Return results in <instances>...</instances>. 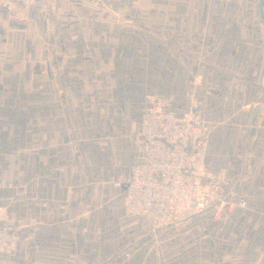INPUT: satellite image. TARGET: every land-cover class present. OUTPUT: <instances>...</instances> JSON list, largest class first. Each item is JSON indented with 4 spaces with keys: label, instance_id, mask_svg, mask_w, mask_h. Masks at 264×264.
<instances>
[{
    "label": "crops",
    "instance_id": "crops-1",
    "mask_svg": "<svg viewBox=\"0 0 264 264\" xmlns=\"http://www.w3.org/2000/svg\"><path fill=\"white\" fill-rule=\"evenodd\" d=\"M119 1L127 4V15L130 11L133 18L141 17V22L152 26V30L147 28L143 32L140 30L142 28L114 25L106 33L122 35L137 30L157 35L158 82L168 80L172 84L178 83L181 52L188 56L189 71L191 62L196 61L197 52H202L201 63L204 65L198 72L202 77L205 111H218L217 108L223 107L228 109V113L235 114L236 110L240 114V142L232 146L215 144L213 137L219 134L214 132L220 133L229 128L223 121L214 123L210 128H205L203 136L194 144L198 150L199 164L209 170L211 175L218 170L225 172L222 177L225 185L227 181L231 182L229 178L236 171L240 172V188L247 184L260 188V181L264 180V103L261 102L264 98V0ZM229 7L233 8L232 12ZM4 15L8 21L9 16L0 6L1 29L6 25V20L2 18ZM111 15L109 18L113 21ZM11 21L17 22L15 18ZM8 30H12V27ZM114 40L110 39L113 42L98 48L86 49L84 53L91 56L84 61L91 62L85 66H94L93 62L96 61L97 67H108L115 71L120 58L118 48L123 44H117ZM0 44H3V40ZM84 56L79 52L72 54L75 59H80L77 60L78 65ZM145 56L148 57L147 52ZM3 66L4 62L0 60L2 88L6 81ZM20 66H14L17 71L14 81L16 79L18 83H13L15 89L0 91V98L12 95L16 99L18 117L12 126L0 123V146H5L4 137L7 135L13 146V181L16 185H24L25 191L5 190L2 186L0 204L9 213L10 224L18 235L19 243L32 238L34 228H45V240H58L60 233V240L71 244V247L76 245V252L62 255L63 258L69 259L70 256L71 260H79L78 246L84 243L86 224L90 221V226L95 221L96 225L100 224L98 214L94 217L100 205V192L97 186L87 187L86 183L97 184L101 180L124 182L129 177L132 167L138 161V123L131 119L106 125L109 131L120 133L109 135L101 142L97 140L99 135L86 137L84 124H52L51 121L36 123L38 119L32 114L23 113L20 117V108L23 106V110L26 109L24 100H29L28 106L31 109L33 100L53 99L58 94L60 98L70 100L63 106L69 114L81 112L86 103L87 109L93 108L94 100L103 96L114 99L115 114H132L135 107L123 101L118 105L119 99L123 97L119 92H126L127 88L114 75L104 79L93 73L22 76ZM166 66L168 74H165ZM124 84L127 82L124 81ZM178 93L176 90L169 94L177 100ZM134 95L138 97L147 94L141 90ZM212 99L219 103L214 106ZM231 102L234 103L232 108ZM35 104L38 103L35 101ZM46 104L50 106L52 102ZM256 107L258 111L251 122V114ZM88 139L93 142L92 146L87 142ZM116 191L122 196V191ZM89 195L97 197L86 203ZM106 206L108 210L115 207L111 203ZM86 209L92 214L91 218L89 214L86 215Z\"/></svg>",
    "mask_w": 264,
    "mask_h": 264
},
{
    "label": "rangeland",
    "instance_id": "rangeland-1",
    "mask_svg": "<svg viewBox=\"0 0 264 264\" xmlns=\"http://www.w3.org/2000/svg\"><path fill=\"white\" fill-rule=\"evenodd\" d=\"M58 2L54 12H47L38 5L21 8L0 0V6L10 18L8 22L4 15L2 18L6 20V25L3 29L0 28V42L3 40V44H0V60L4 62L6 78L4 88L0 87V91L15 89L13 83H16L14 74H17V71L14 66L18 64L21 65L19 71L22 76L87 73L99 74L101 79L116 76L123 82L120 84L127 88L126 92H119L123 97L119 99L118 105L120 106L122 101L124 104L128 102L129 105L133 104L135 109L133 108V113L129 115L115 114L116 102L109 96H103L94 100L93 108L87 109L85 100L86 104H83L81 112L69 114L63 106L70 100L62 99L58 94L53 99L33 100L31 109L28 106L29 100H24L26 109L23 110L21 106L20 117L25 113L36 116L38 119L35 120L36 123L51 121L52 124H84L86 137L99 135L100 138L95 139L102 142L103 138L120 133L109 131L106 125L135 119L139 129L141 117L148 104L158 97H164L168 107L178 116L192 110L201 120L204 130L220 121L227 124L228 130L214 132L219 134L213 137L214 143L218 146H232L240 142L238 126L240 114L236 113V110L235 114L228 113V109L223 107L217 108L218 111H205L202 77L198 72L204 65L201 63L202 52H197L196 61L191 62V71L188 56L181 52L178 83L172 84L168 80L158 82V36L143 33L147 28L152 30V26H146L147 23L141 22V17L133 18L130 11L127 15L126 3L119 0ZM229 9L232 12L233 8ZM110 14L113 21L109 18ZM14 18L17 22L11 21ZM114 25L142 28L140 30L143 32L134 30L129 34H107L110 26ZM10 27L12 30H8ZM110 39H115L114 42L117 44H123L118 48L120 58L115 71L108 67H97L96 61L93 62L94 66L92 64L85 66L91 62L84 61L91 56L84 53L86 49L107 45L113 42ZM78 52L82 56L85 55L79 65L77 60L80 59L72 57V54L76 55ZM13 70L14 73H11ZM164 70L165 74L169 73L167 66ZM124 81L127 84H124ZM141 90L147 95L136 97L134 93ZM176 90L179 92L177 100L171 98L169 94ZM35 101L38 104H35ZM212 101L215 103L214 106L219 103L214 99ZM46 102L52 104L46 106ZM233 104L231 102V108ZM16 114V99L12 95L5 99L0 98V123L12 126L18 121ZM5 136V146H0V188L3 186L5 190L15 189L17 192H23L25 186L16 185L13 181L15 164L13 146L7 135ZM87 142L92 146L93 142L90 139ZM199 160L200 158L198 164ZM224 174L225 172L221 173L218 170L212 173L211 179L220 185L230 199L243 198L246 202L245 207L225 209L220 216H215L211 210L200 213L187 212L159 224H152L144 218L126 213L122 207L121 193L113 189L111 180H101L100 183L91 185L86 183L87 187L97 186L100 192V205L96 208L98 212H94L95 218L98 214L100 224L96 225V221L92 226L91 221L86 224L84 243L78 246L79 260H71L70 256L69 259L63 258L62 255L75 253L76 245L71 247V244L60 240V233L58 240H45V228H34L32 238L19 243L18 235L10 224L9 213L5 206L0 204L2 218L16 235L15 244L9 250L0 253V264H264V180L260 181L262 183L260 188L249 184L240 188V172L233 171L229 178L230 183L225 177L226 185L222 183ZM20 187L22 189H18ZM87 197L86 203H89L97 196ZM107 203L114 204V209L108 210ZM88 210L86 209V215L89 214L88 217L91 218L92 214Z\"/></svg>",
    "mask_w": 264,
    "mask_h": 264
},
{
    "label": "built area",
    "instance_id": "built-area-1",
    "mask_svg": "<svg viewBox=\"0 0 264 264\" xmlns=\"http://www.w3.org/2000/svg\"><path fill=\"white\" fill-rule=\"evenodd\" d=\"M2 1L21 8L38 5L47 12H54L58 2ZM200 121L192 110L178 116L164 97L148 104L138 129L139 160L124 182L111 183L113 189L122 191L126 213L159 224L187 212L211 210L220 216L225 209L245 207L243 198L230 199L211 179L210 171L198 164L194 144L204 133ZM15 242L16 235L0 212V253L9 250Z\"/></svg>",
    "mask_w": 264,
    "mask_h": 264
},
{
    "label": "water",
    "instance_id": "water-1",
    "mask_svg": "<svg viewBox=\"0 0 264 264\" xmlns=\"http://www.w3.org/2000/svg\"><path fill=\"white\" fill-rule=\"evenodd\" d=\"M261 102L264 103V98L261 100ZM257 111H258V107H256V108L253 109L252 114H251L252 115L251 122L254 121V118H255V116L257 114Z\"/></svg>",
    "mask_w": 264,
    "mask_h": 264
}]
</instances>
